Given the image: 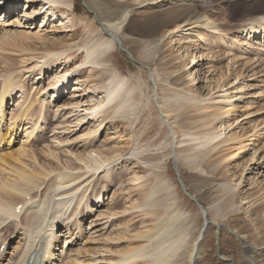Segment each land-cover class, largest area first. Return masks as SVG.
<instances>
[{"label": "bare ground", "instance_id": "1", "mask_svg": "<svg viewBox=\"0 0 264 264\" xmlns=\"http://www.w3.org/2000/svg\"><path fill=\"white\" fill-rule=\"evenodd\" d=\"M123 1L125 3L128 0ZM250 1L254 5L251 11L253 17L240 22L237 29L230 33L231 36L234 34L233 37L228 38L229 34H227L228 32H226L224 26L226 24L217 18L218 12L211 1L131 0V3L135 6L150 3L160 9L188 4L193 9L192 16L190 15L185 20L177 22L164 36L167 37L168 35V39L171 37V42L179 37L180 33L187 32L186 39L184 41L181 39L176 40V45L178 46V52H181L184 57L186 56V59L191 61L189 63V75L195 76V81L200 82V91L202 92L195 95H177L175 100H173L174 98L164 100L163 103L159 102L157 107L160 117L170 130L175 115L174 113H166L164 111L165 106L171 108L172 103L179 104L180 100H183L186 101V104L195 107L197 112L208 111L204 120L209 124L202 126V129L206 131L205 134L192 136L188 141L191 144L182 146L179 151L187 152L189 155L186 158L189 164L194 166L196 160L191 158L192 152L204 148L219 151V153L225 155L223 160L229 162V166L233 165L234 169H243L246 176H249L248 188L246 187V190L243 191L242 198V200L248 201L246 205L249 203L256 204L259 201L264 202V183L260 180L264 177V120H257L258 124L253 127L250 133L245 135L241 136L238 131H235L240 128L239 125L244 120H251L254 118V114L264 111L262 105L256 108L250 107L254 105L251 100L254 97H248L250 95L249 91L253 90L250 85L248 86L249 82L252 81L253 77H255L253 81L258 80L256 77L264 72V70L258 69L264 67V47H262L264 46V0ZM27 3L23 14L19 15L16 14L19 5L14 0L6 3L7 8H10V10L7 8L5 10L0 9V32L6 30L7 27L15 28V30L18 29V33L15 31L17 34H26L32 40L44 42L43 47L46 53H40L38 52L39 49L35 48L33 52H37L33 56L37 60L45 59L38 63H41V66L46 67V69H51L52 66H61L62 62L70 59V55L65 58L63 56L74 48H78L82 53H85V57L80 63H73V66L69 65L72 68H68V64L64 65V68L62 66L63 69L59 68L60 72L56 74L62 76H56L55 82H46L47 74L42 76L43 68L40 67L41 69H39L37 67L40 71V75L37 77L39 81L36 79V82L32 85L34 87L35 84H38V86L35 90L31 87V91L30 87L26 88L21 83L20 75L13 69L5 70L3 68L2 74L0 73V250L4 248L3 251L1 250L3 253H0V261L5 258L3 254H6L5 247H7L8 239L5 238V233L14 228L9 239L13 243L12 240L21 238L22 245L20 246L18 243L19 250L18 247L14 248L16 253L11 264H57L55 261L64 256H66V260L60 264H184L177 261L184 241L180 238L174 239L172 234L169 233L168 237L170 239L168 242L158 244L152 253H148L149 245L144 243L146 232L142 229L143 227L145 229L146 226V224L144 226V216L147 214V207H151L148 205L150 201L148 203H138V206H133L131 203L132 190L140 189L141 191V187H131L126 190L129 193V196L125 198L127 206L119 212L116 211L120 209L119 203H115L116 201L112 196L111 200L118 205L115 206L114 204L115 207L111 208L109 212L102 211L95 217L96 209L91 208L90 204L93 203V205L98 206L104 203V198L102 201L104 187L101 193L95 195L94 200L84 202L98 174H103L104 180L111 177V170L104 169L107 166H95L96 164L93 166V162L97 163L98 159H100L99 161L104 160L106 156L103 157V150L100 151L101 149L98 150L95 146L92 147V138L95 140L103 128L104 132L106 131L112 123L111 120L114 119V116L110 115L113 114V111L116 115L120 110H123L125 105L128 104L129 109L134 104H138L137 98L134 99L133 97L137 88L133 87L132 84L129 85L128 79L118 71L115 72V70L108 68V66H112L111 58L117 48H123L118 34L125 30L134 10L128 8L116 21H106L104 27L109 38L106 37L103 41L94 42L97 30L92 28L85 40L72 42L62 52L52 55L49 51L56 49L55 46L62 43L59 35L71 32L77 33L70 25V18L66 14L72 10L74 1L28 0ZM58 9L64 11L63 16ZM37 18H40V21L37 22ZM55 23H59V25H55ZM19 30L21 31L19 32ZM194 33L197 34V40H193L191 37ZM165 37L161 38L160 41H165ZM116 38L121 46H119ZM158 46L146 45L139 55V59L155 58ZM29 52L31 54L32 51ZM224 60L229 61L225 72L217 68L219 63ZM25 62L26 60H24ZM90 66H105L107 68L104 72L110 74L111 80L108 84L109 88L105 91L106 97L100 98L98 83L90 84L91 81L96 79L93 70H88L91 68ZM34 68L32 67L27 72H34L37 69ZM88 73L89 75H87L85 81L81 80ZM74 75H76L74 90L72 93H67V87L75 77ZM216 76H218V79H216ZM223 79L225 80L223 81ZM215 81H217L216 85L214 84ZM230 81L232 82L230 83ZM225 82L231 84L230 90H224L226 87ZM258 83L262 82L259 81ZM80 84L84 87L80 88ZM82 89L86 91V94L75 96V93L82 91ZM73 93L72 99L64 105L65 109H63V105L54 107L61 108V111L60 113L59 111L54 112L55 128L53 130V121L49 122L46 127L40 125L43 122L46 124V118L52 115L51 108L53 103L56 102L54 100L56 97L61 96L62 99L64 95H72ZM48 94L54 95L53 100L50 102H46L45 99ZM257 96H261L260 101L264 102V93H259ZM74 97L77 99H73ZM80 98L87 100L84 99L83 102ZM118 99H124V101L119 103L114 110L112 109L113 103ZM118 107L120 108L118 109ZM11 108L14 109L11 111ZM254 109H257V111L251 112ZM261 114H264V112ZM9 115L11 118H8ZM242 118L243 120H240ZM94 121L95 124L99 122V126H94L92 130L90 129V132L82 133L83 128L92 125ZM213 121L217 124L210 130V122ZM50 129L55 132V135L54 142H52L54 146L51 143V146L49 145L48 149L43 152L48 159H51L47 167L39 163L41 158L35 154L33 148L41 141V136L45 135ZM57 130H59V133H56ZM189 135L188 132H184L185 137H189ZM16 141L19 148L13 149L14 151L8 149ZM214 142L216 143L214 144ZM66 146L70 150L81 149V152L64 151L71 156H65L67 157L66 160L61 159L62 163H60L57 161L59 158L53 155L50 148L64 149ZM6 147H8L7 152H5ZM146 151L145 147L132 149L131 159L134 168H138L140 163L144 165L153 161L154 158L152 159L149 154L148 157L147 155L144 156ZM72 156L75 158H72ZM247 156H249V159H246ZM68 163L71 168L66 166ZM89 168L92 170L88 171ZM147 170L148 173L153 172L151 168H147ZM148 175L146 178L150 177ZM115 176L113 175V178ZM47 179H49L48 188L43 190V186L47 184ZM243 180L239 184L231 186L233 193H236L239 187L243 185ZM121 187L124 188L121 184L117 190H120V193L125 192ZM254 189L258 190V197H253L252 191ZM152 191L150 192L151 196L154 195ZM104 193L106 195L108 191L106 190ZM92 194L94 195L93 191ZM103 206L106 205L103 204L99 208L102 209ZM214 207L211 206L206 211L208 215L214 210L217 211ZM202 212H204L202 215L208 227L210 225L220 227L215 221L208 222L205 210ZM135 214H137L136 217L133 216ZM148 214L155 215L153 211ZM82 216L90 218V220L84 219V223H89V227H92V234L89 235L91 238L88 240L84 239L86 229L82 227L79 219ZM135 219L141 230L138 231L136 236H132L133 234L129 235L130 225L133 224L132 220ZM213 219H216V217H213ZM124 222L126 223L124 224ZM112 227V231L107 235V231L111 230ZM61 228H64V231L58 232ZM262 228L260 226L257 229L258 234H262ZM67 234L70 236L69 240H71H65L66 242L62 243L61 238H64ZM75 235L76 237H73ZM72 237L75 238L74 241H72ZM200 239H204V235H200L196 242L194 257L191 259L190 264H199L200 262L199 252L203 242ZM261 240H264V237ZM198 241L201 242L197 244ZM75 242L76 244L80 242L81 246L85 243L84 250L80 248L79 251L71 255L74 251L69 250V248ZM76 244L75 246H77ZM116 246L118 247L116 248ZM119 246H122V248H119ZM130 246L133 247L130 249ZM184 246L186 247L185 244ZM68 251H70V255H68ZM248 260L252 262L251 264H255L251 257Z\"/></svg>", "mask_w": 264, "mask_h": 264}, {"label": "rangeland", "instance_id": "2", "mask_svg": "<svg viewBox=\"0 0 264 264\" xmlns=\"http://www.w3.org/2000/svg\"><path fill=\"white\" fill-rule=\"evenodd\" d=\"M73 1L72 10L68 11L66 14L70 18V25H72L73 29L76 30L77 33L71 32L69 34L59 35V39L62 43L57 45L59 49L55 46L56 49L49 51L52 55L62 52L67 48V46L71 45L72 42L74 43L81 39L85 40L92 28H96L95 30H97L94 42L103 41L106 37L109 38V35L104 27L106 21H116L128 8L134 10L132 17L128 21L127 27L122 33L118 34V37L123 44V49L126 50L132 58L129 57L126 52L117 48L111 58L112 66H108V68L115 70V72L118 71L122 76L128 79L129 85L132 84L133 87L137 88L133 97L134 99L137 98L136 101H138V104H134L133 107H130L129 109L127 107L128 104L125 105L123 110H120V112L116 115L113 111V114L110 115H113L114 119L111 120L112 123L107 127L106 131L104 132L103 128L95 140L92 138V147L95 146L98 150H103L102 155L103 157L106 156L104 160H101L102 162L99 161L100 159H98L99 162L97 161V163L93 162V166L95 164V166H107L104 169L111 170V177L108 180H104L103 174H98L91 185L84 202L94 200L95 195L97 196L105 188L104 191H102V201L104 198V203L98 206L93 205V203L90 204L91 208L96 209L94 213L95 217H97L102 211L109 212L111 208L118 205L115 203H119L118 206L120 209L116 210L119 212L127 206L125 198L129 196V193L126 190L131 187H141V191L140 189L132 190L133 196L131 197V203L133 206H138L141 203H148L150 201L148 205L152 208L147 207L146 209L148 210L146 216H144V226L145 224L146 226L145 229L144 227L142 229L146 232L144 243L149 245L148 253H152L158 244L166 241L168 242L170 239L168 237L169 233L172 234L174 239L180 238L184 241L182 249L179 251L177 261L184 264H190L191 259L194 257L193 254L195 253L194 248L196 242L205 227V219L202 215L204 213L202 211L205 210L208 222L211 223L212 221H215L220 227L218 228L217 225H210L209 227H206L207 229L203 233L204 239L201 240L203 242L201 247L202 250L200 249L199 252V264H251L252 262L248 260L249 257L253 259L255 264H264V240H261L262 237H264V202L259 201L256 202V204L249 203L246 205L248 201L242 200L244 195L243 191L246 190V187L248 188L249 176H246L243 169H234L233 165L229 166V162L227 163L226 160H223L225 155L223 153H219V151H211V149L206 150L204 148L200 151L192 152L191 158L196 160L195 166L189 164V161L186 158L189 155L187 152L179 151L182 146L191 144L188 143V141L192 138V136H202L205 134L206 131L202 129V126L209 124L206 120H204L208 111L202 110L197 112L195 111V107L186 104V101L183 100H180L181 102L179 104L172 103L171 108L165 106L164 111L166 113H174L175 115L172 119V129L170 130L160 117L157 107L159 102L163 103L164 100L173 98V100H175L177 95H195L202 92L200 91V82L195 81V76L191 74L189 75V63H191V61L186 59V56L184 57L181 52H178V46L176 45V40L181 39L184 41L186 39L187 32L180 33V35H178L179 37L171 42V37L168 39V35L167 37L164 36V34L166 35L167 31H170V29L174 27L177 22L185 20L190 17V15L192 16L193 9L188 4L160 9L150 3L135 6L131 3V0H128L125 3H123V0ZM207 1H211L214 4L215 9L219 14H217V18L222 23L226 24L224 26L226 32H228L227 34H229L228 38L233 37L234 34L231 36L230 33L231 31H235L237 29V25L240 24V22L253 17L251 11L254 5L250 0ZM7 9L10 10V8ZM18 10L16 14H23L24 11L19 13ZM58 11H60V14L63 16L64 11L61 9H58ZM39 19L40 18H37V22L40 21ZM55 25H59V23H55ZM6 30H2L0 32V73L2 74L3 68L5 70L13 69L20 75L21 83L26 88H31L33 87L32 84L36 82L37 77L40 75L38 68L41 69L40 67H42V64H39L38 62L45 60H37V58L33 56L37 51H33L37 48V50L39 49L38 52L46 53L43 47L44 42L32 40L26 34H17L18 29L15 30V28L7 27ZM15 31H17V33ZM20 31L21 30H19V32ZM163 37H165V41L161 42L160 39ZM191 37L193 40L198 39L197 34L195 33L192 34ZM261 38L262 36L260 39ZM146 45H159L157 56L155 58L152 57L151 59L148 58L140 60L139 55L144 50ZM29 51H32L33 53L31 52V54H29ZM68 55H70V59H68L69 61L67 60L62 62L60 64L61 66H52L51 69L42 67V76L47 74L46 82H55V78L58 76L56 73L60 72L59 68H62V66L64 68V65L67 64L68 68H72L73 63H80L85 57V53H82L78 48H74L63 57L65 58ZM24 60H26L25 63ZM228 62V60L220 62L217 68L222 69V71L225 72ZM32 67L38 68L34 70V72H27L29 69H32ZM90 67L91 68L88 70L92 69L96 77V79L91 81L90 84L92 85L93 83H98V86L100 87L98 91L100 98L106 97L105 91L109 88L108 84H110L109 81L111 80L110 74L104 72L107 68L105 66ZM258 69L264 70V67H259ZM87 75H89V73L81 80L85 81ZM60 76L62 75H59L58 77ZM74 76L75 77H73L67 87V93H72L74 90L76 84V80H74V78H76V75ZM216 79H218V76H216ZM254 79L255 77H253L251 79L252 81L248 84V86L250 85L251 89H253L252 91H249L250 95H248V97H254L251 99L252 102H254V105H251L250 107L256 108L261 105L264 106V102L260 101L261 96H257L259 93H264V72L256 77L258 80L253 81ZM224 80L225 79H223V81ZM37 81H39V79H37ZM259 81L262 83H258ZM231 82L232 81H230V83ZM227 83L228 82L224 83L226 84L224 90H230L229 88L231 84L229 85ZM214 84L216 85L217 81H215ZM81 85L82 84L79 86L80 88L84 87ZM37 86L38 84L34 85V90ZM31 90L32 88L30 91ZM85 92L86 91L82 89V91L75 93V96L86 94ZM73 95L74 93L72 95L66 94L62 97V99L61 96L56 97L54 99L56 102L53 103L51 108L52 115L46 118V124L43 122L40 123V125L42 124L43 127H46L49 122H52L54 119V112L59 111L60 113L61 111V108L54 107L56 105L58 107L63 105V109H65L64 105L68 100L72 99ZM53 96V94H48L45 97L46 102L52 101ZM73 99L77 98L74 97ZM84 99L82 100L80 98L83 102L87 100ZM123 101L124 99L116 100V103H113L112 109L115 110L116 106ZM119 108L120 107H118V109ZM13 109L14 108H11V111ZM255 111H257V109L251 110V112ZM263 112L254 114V118L251 120H244V122L239 125L240 128L235 131H238L241 136L246 133H250L253 130V127L258 124L257 120H264V114H261ZM259 114L261 115L256 116ZM8 118H11V116L9 115ZM240 120H243V118ZM8 121H10V119H8ZM210 123L211 126L209 129L211 130L217 123L214 121ZM54 124L55 122L53 121L52 130L55 128ZM94 126H99V122H96L95 124L94 121L92 122V125L84 127L82 133L90 132V129L92 130ZM52 130L50 129V131H48L45 135H42L41 141L33 148L35 149V154L41 158L39 163L47 167L49 165V160L51 159H48L43 152L48 149L47 147L49 145L51 146L52 142H54L53 138L55 132ZM184 132H188L190 134L189 137H185ZM56 133H59V130H57ZM216 142H214V144ZM17 143L18 142L16 141L11 148L6 147L5 152H7L8 149H11L12 151L18 149L19 145H17ZM52 146H54L53 143ZM113 147L116 148L117 152ZM140 147H145L147 150L144 153V156L147 155L148 157L150 155L151 158L154 159L152 162L150 161L144 165L140 163L138 168H134L132 164L133 161L131 159L132 149ZM61 149L50 148V150L53 151V155L59 158L57 161L60 163H62V160H66L67 157L71 156L64 151H74V153L81 152V149L78 148L70 150L68 146L62 150ZM110 152L112 153L110 154ZM72 158L75 157L72 156ZM246 159H249V156H247ZM66 166L69 168V163ZM147 168H151V171L153 172L148 173ZM89 170L92 169L89 168L88 171ZM128 173L129 175H127ZM113 175H116L115 178H113ZM147 175L150 177L146 178ZM49 179L46 181L47 186H43V190L48 188ZM179 179L182 181L190 195L183 190ZM242 179H244L243 185L239 187L236 193H233L231 191V186L239 184ZM260 180L264 183V177ZM109 182H112L111 185ZM121 184L124 186V188H121L123 191L125 190V192L122 193L126 195H123L120 193V190H117ZM94 185L97 186L95 187ZM106 190L108 193L105 195L104 192ZM134 190L137 191L133 192ZM92 191L94 195L92 194ZM151 191L154 194L153 196H151ZM257 191V189L252 191L253 197H258ZM112 196L116 202L111 200ZM191 197L195 198L198 204L203 205L202 210H200L198 204ZM152 203L153 206L151 205ZM103 204L106 206H103V208L100 209L99 207ZM114 204L115 206H113ZM211 206H215L214 209L216 208L217 211L214 210V212H211L208 215L206 211ZM152 211L155 215L148 214ZM136 215L137 214L133 216L136 217ZM213 217H216V219H213ZM79 219L82 223V227L86 229V236L84 235V239L88 240L91 238L89 235L92 234V227H89V223L85 224L84 219L90 220V218L82 216ZM132 221L131 222L133 224L130 223L132 225H130L131 231L129 232V235L133 234L132 236H136L141 228L136 222V219ZM125 223L126 222H124V224ZM260 226L263 227L262 234H258L257 231ZM112 229L113 227L111 230L109 229L107 231V235L110 231H112ZM13 230L14 228L8 231V233L7 231L5 233V238L8 239L7 247H5L6 254H3L5 258H3L0 263L11 264L13 262L12 258L16 253L14 248L19 246L18 243L20 246L22 245V242L20 241L21 238L12 240L13 243L11 242V239H9ZM62 231H64V228L59 229L58 232ZM19 234L21 235V233ZM69 237L70 236L67 234L64 238H61L62 243H65L67 240L70 241L71 239L69 240ZM73 237H76V235ZM73 237L72 241L75 239ZM201 241H198L197 244ZM75 244L76 242L69 248V250L71 249L74 251L71 255L79 251L80 248L84 250L85 243L82 246L80 242L76 244L77 246H75ZM117 247L118 246H116V248ZM131 247L133 246H130V249ZM19 248L20 247H18V250ZM119 248H122V246H119ZM2 249L4 250V248ZM1 250L0 253L3 251ZM67 253L70 255V251ZM65 260L66 256L58 259L55 263H64Z\"/></svg>", "mask_w": 264, "mask_h": 264}, {"label": "water", "instance_id": "3", "mask_svg": "<svg viewBox=\"0 0 264 264\" xmlns=\"http://www.w3.org/2000/svg\"><path fill=\"white\" fill-rule=\"evenodd\" d=\"M116 40L118 41V44H119V46H121V43L119 42V40L116 38ZM121 48V47H120ZM121 50L122 51H124V52H126L128 55H129V57H131V55L126 51V50H124L123 48H121ZM132 58V57H131ZM179 182H180V184H181V186H182V188H183V190L186 192V193H188L187 192V190H186V187L184 186V184L182 183V181L179 179ZM188 195H190L189 193H188ZM197 204H198V202H197V200L195 199V198H193V197H191ZM198 206H199V208H200V210H202L203 209V205L202 204H198ZM206 227H208L207 226V224H205V227H204V230L202 231V233H201V236L203 235V233L206 231ZM201 240V239H200Z\"/></svg>", "mask_w": 264, "mask_h": 264}]
</instances>
